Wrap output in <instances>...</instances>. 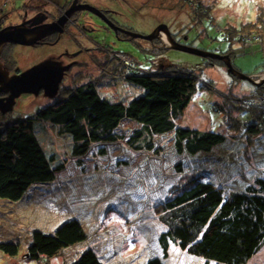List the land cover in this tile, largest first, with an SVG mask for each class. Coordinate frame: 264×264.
I'll return each mask as SVG.
<instances>
[{
    "label": "rangeland",
    "instance_id": "1",
    "mask_svg": "<svg viewBox=\"0 0 264 264\" xmlns=\"http://www.w3.org/2000/svg\"><path fill=\"white\" fill-rule=\"evenodd\" d=\"M72 1L0 0V22L4 26L25 24L27 28H33L41 24L29 22L25 20L26 17L34 16L42 7L56 12L60 8H66ZM82 1L111 9V16L118 29H115L110 18L107 22L113 25L107 24L109 28L96 18L94 22L100 24L94 26L93 31L88 23L84 24L88 28L85 30L86 34L83 29L74 25L65 35L62 34L64 31L47 30L49 34L38 41L46 37L49 40L59 38L53 45L13 43L17 44L13 47L6 43L1 61L10 74L15 73L16 68L27 70L50 59L66 66L72 61L73 68L67 74L64 73L63 76H66L60 83L57 95H46L43 90L38 93H22L10 109L0 108V121L9 124L31 116L77 85L89 82H94L104 95L127 100L132 97L128 93L141 90L143 84H152L153 91L148 97L156 99L162 94L167 99L172 91L171 87L163 86L157 91L154 87L156 84L150 81L156 78L171 79L175 77L172 70L176 69L178 73L190 71L194 74L190 76L189 82L195 85L191 97L186 98L187 106L178 119V124L201 130L227 131L226 142L215 146L210 154L200 152L192 156L186 153L178 155L174 150L173 134L169 133L155 140L158 146L163 147L164 151L160 155L138 150L127 145V139H121L114 144L97 143L88 154L80 157L69 155L63 145L66 143L69 147L70 140L63 135L62 138L58 137L49 126L45 129L48 136L40 132V140L47 151L60 153V156L66 155V169L57 174V179L52 184L31 187L19 201L0 198V244L20 243L17 256L8 255L0 249V264H71L88 247L102 249L100 257L105 264H145L156 255L165 259L164 250L157 242V235L165 226L160 218L163 213L159 214L158 207L164 196L171 193L174 183L177 184L180 180L182 182L183 177L190 174V170L196 168L201 173L208 165L211 167L209 174L221 176V182L227 184L230 190L240 184L244 188L259 175L264 177V132L257 135L248 132L247 126L253 124L252 120H239L240 116L246 114L240 112L243 108H249L257 116L256 121L260 120L258 115L261 114L262 105L264 107V82L261 83L264 73L257 72L264 62V0H210L211 5H198L202 6L200 11L196 6L194 12L192 8L195 3L191 5L190 0ZM88 11L94 12L91 9ZM161 24L168 27L173 39L172 33L179 37L180 44L185 45L186 51L173 47L174 43L168 39L165 30L151 38L137 39V36L131 35L132 31L149 35ZM115 32L123 39L118 38ZM160 36L163 46L157 41ZM234 37L239 39L234 42ZM92 39L107 40L106 45L120 52L105 47L87 50ZM251 40L259 42L255 44L256 48L254 45L245 46V42ZM95 44L93 42L92 47ZM25 45L34 47L25 48ZM222 46L226 53L220 54L217 51ZM208 48L210 54L207 56L189 51ZM66 50H69V56L62 55L66 54ZM112 53L115 55H110ZM128 54L134 56L141 67L147 68L142 72L151 79L134 84L136 90H132L133 86H130L133 84L126 81L124 75L120 77L118 72L119 68L126 66L123 63L132 62V57L129 55V58ZM230 63L242 74L249 75L251 80L230 72ZM183 83L187 84L185 80L173 81L176 87ZM10 93V90L2 92L0 97H8ZM153 99L148 104L141 100L140 107L149 108L152 113H156L157 106ZM216 103L227 107L229 111L225 114L232 116V121L230 116L228 122L224 121L226 115L215 109ZM226 103L232 106L229 107ZM128 117L130 119L124 120L120 132L130 137L140 126L131 119V115ZM224 122L227 123L226 127ZM232 124L237 127L230 130ZM40 125H46V122H36L37 133ZM102 148L106 151L104 155L99 154ZM120 160L127 165L118 167L116 162ZM181 163L185 174L179 175L181 171L177 170V166ZM228 191L226 188L225 194ZM72 218L83 223L86 240L51 259L36 261L24 256L32 240V231L40 229L52 232ZM96 252L99 254L97 250ZM165 261L168 264H201L204 259L191 256L186 249L172 243ZM244 264H264V244Z\"/></svg>",
    "mask_w": 264,
    "mask_h": 264
},
{
    "label": "trees",
    "instance_id": "2",
    "mask_svg": "<svg viewBox=\"0 0 264 264\" xmlns=\"http://www.w3.org/2000/svg\"><path fill=\"white\" fill-rule=\"evenodd\" d=\"M190 2H192L191 5L195 3L193 12L196 6L200 11L202 6L198 7V5L212 3L210 0H196V2L190 0ZM3 27L4 24L0 22V29ZM116 36L118 37V34ZM172 36L176 42L181 43L179 37L173 33ZM232 39L235 42L239 38ZM106 41L98 39V44L93 46L92 51L105 47L111 48L114 52H120L106 45ZM157 41L160 46H163L164 43L160 38ZM245 43V46L254 45L256 48L255 44L259 42L255 43L251 40ZM220 48L218 53H226L222 50L223 46ZM202 51L208 52L210 48L202 49ZM130 56L132 62L123 63L126 66L119 68L118 72L120 77L124 75L126 81L133 84L128 86H133L132 90H136L134 84H141L144 79L147 81L151 79L142 72L147 68L141 67L140 62L134 56ZM172 71L175 77L171 79L156 78L150 81L156 84L154 87L157 91H160L163 86L167 88L170 86L172 89L171 92L166 91L170 92L167 99L162 97V94L156 99L152 98L157 106L156 113H152L149 108L140 107L141 100L143 102L145 100L147 104L152 101L148 97L153 91L152 84H149L150 86L143 84L141 90L128 93L132 97L127 100L122 97L114 99L104 95L94 82H89L77 85L67 94L59 96L58 100L39 108L31 116L20 118L16 122L11 121L9 124L0 121V198L19 201L31 187L52 184L56 181L57 174L66 169V155L60 156V153L47 151L40 140V132L48 136L45 129L49 126L58 134V137L62 138L63 135L70 140L69 147L66 143L63 146L72 156L82 157L88 154L97 143L114 144L121 139H127V145L136 147L138 150L152 151L154 155H160L164 150L161 145L158 146L155 143V140L169 133L173 134L174 150L178 152V155L186 153L192 156L200 152L210 154L215 146L226 142L227 131L201 130L178 124L177 121L182 117L187 106L186 98L191 97L195 90V85L189 82L190 76L194 74H191L189 70V72L180 73L176 69ZM257 72L264 73V62ZM178 79L185 80L187 84H178L176 87L173 81ZM163 101L165 102L162 103ZM160 104L162 105L158 106ZM226 105L232 106L227 103ZM215 109L224 112L223 115L229 111L227 107L218 106L217 103ZM240 112H246V114L240 116L239 120L250 119L253 122L252 125L247 126L248 132L256 135L261 131L264 132L263 105L261 114L256 111L260 119L257 121L255 119L257 116L249 108L247 110L243 108ZM227 113L224 121L228 122L230 118L232 121L233 117ZM129 115L140 129L127 137L120 132V129L124 120L130 119ZM37 121L46 122V125L39 126L38 133L35 126ZM224 124L226 127L227 123L224 122ZM234 127L237 126L232 124L230 130L235 129ZM254 138L253 140H256ZM63 141H65L64 138ZM105 153V148L100 149L99 154ZM116 165L119 167L127 164L120 160L116 162ZM183 166V163L177 166V170L181 171L179 175L185 172ZM210 169L208 165V168L201 173L196 168L190 170V174L185 175L182 182L180 180L177 184L174 183L171 193L161 200L158 211L159 214L163 213L160 218L165 226L163 225L161 233L157 235V242L164 250L165 259L156 255L149 258L145 264H168L165 260L172 243L183 250L186 249L191 256L203 258L204 261L201 264H244L264 244V177L259 175L244 188H242L243 184H240L230 190L227 184L221 182V176L209 174ZM105 170L108 169L105 168ZM226 188L229 191L225 194ZM31 234L32 240L24 256L36 261L54 258L63 250L76 246L87 238L84 225L77 218L64 221L52 232L35 229ZM0 249L8 255L17 256L20 243L4 242L0 244ZM96 250L91 247L86 248L71 264H105L100 257L102 249Z\"/></svg>",
    "mask_w": 264,
    "mask_h": 264
},
{
    "label": "water",
    "instance_id": "3",
    "mask_svg": "<svg viewBox=\"0 0 264 264\" xmlns=\"http://www.w3.org/2000/svg\"><path fill=\"white\" fill-rule=\"evenodd\" d=\"M82 8V7H81ZM75 8H73L68 15L74 11ZM91 9L94 12H97L95 9ZM67 20L66 15L62 16L58 19L57 22H60V24H63ZM109 25H113L112 23H108ZM53 24V23H51ZM115 29L116 26L114 25ZM50 29V32L59 31L61 32L62 29L58 27L57 24L53 25H42V26H35L33 28H27L25 24H18V25H7L0 29V93L7 92L8 90L11 91L10 95L8 97H0V108L3 110L10 109L12 104L14 103L15 99L22 93H38L39 91L43 90L46 95L49 96H55L58 93V90L60 88V83L62 79L64 78L65 71L69 68V66H63L59 62L54 60H46L39 64H36L32 67H30L27 70H24L20 73L10 75L9 71H7L2 64L1 61V53L6 43H19V44H33L37 42L39 39L47 36L48 31ZM124 30V28H121ZM161 30H165L169 36L168 39L171 40L172 43H174L175 48L181 49V50H187L185 45H182L180 43H176V41L171 37V33L168 30V27L164 24L159 25L156 27L155 31L156 33L151 34H141L132 31L131 35H135L140 38H151L154 37L160 32ZM130 34V32L128 31ZM160 34V33H159ZM31 37V39H28V37ZM172 38V39H171ZM198 50V49H196ZM194 53H198V55L207 56L210 53L204 52L202 50L194 51L189 50ZM215 56H218V54H214ZM229 65V71L240 74L243 78H247L251 80V77L245 74H242L236 70V68L233 66V64ZM252 82H255V80H252ZM264 82V78H262L261 83ZM260 83V84H261ZM260 86L259 84H256Z\"/></svg>",
    "mask_w": 264,
    "mask_h": 264
},
{
    "label": "flooded vegetation",
    "instance_id": "4",
    "mask_svg": "<svg viewBox=\"0 0 264 264\" xmlns=\"http://www.w3.org/2000/svg\"><path fill=\"white\" fill-rule=\"evenodd\" d=\"M83 5L85 6V8H81V7H84ZM88 7L92 8V9H95L97 11V13L88 11V9H87ZM73 8H75L74 11H72V13L70 15H68V13ZM112 12L113 11L111 9L106 8V7H102L101 5H95L94 3H92V4L85 3L82 0H73L72 2H70V4L66 8H60L56 12H51L48 9H45V8L42 7V8H40V10L38 11L37 14H35L32 17H26L25 20H28L29 22L34 21L35 24H39V23L41 24V25H36V26H42L44 24H46V25H48V24H50V25L57 24L58 27H60L62 29V31H64L62 34L65 35V33H67V31L73 25L78 27V28L83 29L84 32H85V30H88V28H86L85 25H84L85 23H88L91 26L90 29L93 31L94 26L97 27V24H100V23H95L94 22V20H97L96 18H98L104 25L106 24V27H108V25H107V23L105 21H109V18H110V21H112L113 24L116 26V24H115L116 21L111 16V14H113ZM65 15L67 17V20L63 24H60V22H56V21H58L59 18H61L62 16H65ZM51 23H53V24H51ZM117 26H119V25H117ZM85 34H86V32H85ZM116 34L117 33L115 32V35ZM118 37H121L119 33H118ZM60 39L62 40V36H60ZM55 40L56 39H53V38L49 40V38L46 37V38H44V39H42L40 41H37L36 42L37 44L34 45V46L41 45V44L53 45L52 43H54ZM57 41H59V38H58V40H56V42ZM93 42L98 44V42L96 40L92 39L91 45L87 48V50H90V51L93 50V47H92V43ZM7 45H12L13 47L17 46V44H13V43H10V44L7 43ZM34 46L25 45L24 47L27 48V47H34ZM100 48H102V47H100ZM69 54H70L69 50H66V54H62V55L69 56ZM50 60H52V59H50ZM57 62L60 63V61H57ZM60 64L63 65L62 62ZM71 64L69 65V68L65 71V74H67V72L70 69L73 68V62L72 61H71ZM63 66H66V65H63ZM20 69L21 68H16L15 69L16 72L13 73V74H10L11 72L9 71V74L10 75H14V74L19 73L20 71H24L25 70L24 68L22 70H20ZM41 92H42V90H41Z\"/></svg>",
    "mask_w": 264,
    "mask_h": 264
},
{
    "label": "bare ground",
    "instance_id": "5",
    "mask_svg": "<svg viewBox=\"0 0 264 264\" xmlns=\"http://www.w3.org/2000/svg\"><path fill=\"white\" fill-rule=\"evenodd\" d=\"M161 39V36L159 37ZM162 40V39H161Z\"/></svg>",
    "mask_w": 264,
    "mask_h": 264
},
{
    "label": "crops",
    "instance_id": "6",
    "mask_svg": "<svg viewBox=\"0 0 264 264\" xmlns=\"http://www.w3.org/2000/svg\"><path fill=\"white\" fill-rule=\"evenodd\" d=\"M258 74V73H257ZM260 74V73H259Z\"/></svg>",
    "mask_w": 264,
    "mask_h": 264
}]
</instances>
